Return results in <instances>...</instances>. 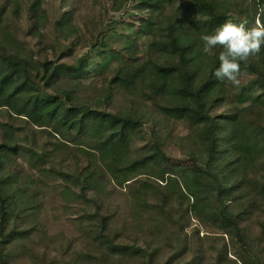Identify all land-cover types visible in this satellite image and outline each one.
<instances>
[{
    "label": "trees",
    "instance_id": "obj_1",
    "mask_svg": "<svg viewBox=\"0 0 264 264\" xmlns=\"http://www.w3.org/2000/svg\"><path fill=\"white\" fill-rule=\"evenodd\" d=\"M262 10L0 0V264H51L49 196L67 264H264V46L236 87L200 39Z\"/></svg>",
    "mask_w": 264,
    "mask_h": 264
},
{
    "label": "clouds",
    "instance_id": "obj_2",
    "mask_svg": "<svg viewBox=\"0 0 264 264\" xmlns=\"http://www.w3.org/2000/svg\"><path fill=\"white\" fill-rule=\"evenodd\" d=\"M248 24L247 20L235 23L228 19L211 34L200 37L204 54L211 56L214 49H222L218 55L219 66L214 72L216 79L236 87L241 84V63L247 64L251 57L259 58L264 46V23L257 17L251 26Z\"/></svg>",
    "mask_w": 264,
    "mask_h": 264
},
{
    "label": "rangeland",
    "instance_id": "obj_3",
    "mask_svg": "<svg viewBox=\"0 0 264 264\" xmlns=\"http://www.w3.org/2000/svg\"><path fill=\"white\" fill-rule=\"evenodd\" d=\"M32 174L34 175L35 178L38 177L35 173ZM37 182L38 184H41L48 189V183L45 182L44 180L37 179ZM48 199L49 200L47 207L49 208V214L44 218V223L47 225L49 233L52 236V243H51V249L48 252L47 260L48 257L50 256L53 258L51 264H67V258L65 256V252L63 251L65 243L69 238L76 240L81 232L79 231L80 229L77 227V223L75 221V212L73 211H69L68 213L63 212L58 202V198L56 197L49 196ZM61 245H62V249L52 248ZM229 256L233 258L231 254ZM207 258L209 259V257ZM22 260L24 262H21L20 264H39V262L34 263L33 260L29 262L30 259L28 258H23ZM206 260L207 259L203 260V264H206ZM82 264L85 263L82 262Z\"/></svg>",
    "mask_w": 264,
    "mask_h": 264
}]
</instances>
